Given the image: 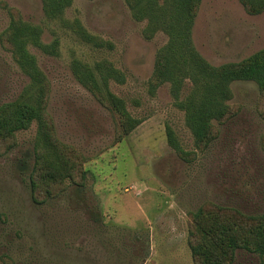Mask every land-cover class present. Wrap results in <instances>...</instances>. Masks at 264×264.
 <instances>
[{
  "label": "rangeland",
  "instance_id": "obj_1",
  "mask_svg": "<svg viewBox=\"0 0 264 264\" xmlns=\"http://www.w3.org/2000/svg\"><path fill=\"white\" fill-rule=\"evenodd\" d=\"M9 8L42 29V43L59 41L57 56L28 49L48 82L53 134L82 160L57 198L37 204L30 174L39 125L17 134L16 147L0 157V264H196L189 246L194 213L221 208L264 215V96L257 83L231 85V115L214 124L215 139L201 151L171 84L152 90L169 37L159 32L148 40L147 22L134 20L126 0H73L57 19L47 17L42 0H0V105L31 85L4 42ZM78 25L95 41L80 38ZM193 43L214 67L240 63L264 50V12L251 15L240 0H203ZM75 60L123 73L126 82L109 87L140 122L129 135L79 82ZM191 89L186 81L180 98ZM168 129L187 159L170 145ZM45 191L41 186L36 198L43 200ZM231 264L263 263L238 250Z\"/></svg>",
  "mask_w": 264,
  "mask_h": 264
},
{
  "label": "trees",
  "instance_id": "obj_2",
  "mask_svg": "<svg viewBox=\"0 0 264 264\" xmlns=\"http://www.w3.org/2000/svg\"><path fill=\"white\" fill-rule=\"evenodd\" d=\"M42 1L44 11L51 19L64 17L65 11L73 4V0ZM202 1L126 0V3L134 20L147 22L144 34L148 40L159 32L169 37L168 44L157 56L152 90L171 84L177 107L185 112L186 125L195 146L204 151L215 139L214 124L226 121L231 115L228 102L232 98L231 85L234 82H255L264 96V50L240 63L220 67L209 64L193 43V28ZM240 2L251 15L264 12V0ZM8 10L10 24L4 32V42L15 63L30 78L31 85L18 100L0 105V157L16 147L19 132L28 130L34 122L38 123L40 140L33 151L31 190L34 202L45 204L63 192L68 179L75 178L79 166L77 158L82 160V156L56 140L46 112L48 82L38 67L36 57L28 49L33 46L45 54L57 56L59 41L55 40L51 45L42 43L41 28L24 22L15 16L13 10ZM76 32L83 40L95 41L81 26L76 28ZM72 66L79 82L110 107L119 117L124 135H129L140 122L131 117L126 103L109 87L110 81L124 84L123 73L112 67L105 73L100 65L94 70L77 60ZM186 81L191 82L192 89L181 99L180 93ZM262 115L264 119V111ZM167 134L170 145L187 159L189 153H185L177 143L172 130L168 129ZM41 186L46 188L45 196L38 200L36 192ZM192 216L194 230L189 246L196 264H231L238 250L257 254L264 264V215L248 216L235 210L204 208ZM9 262L14 264L12 260Z\"/></svg>",
  "mask_w": 264,
  "mask_h": 264
}]
</instances>
